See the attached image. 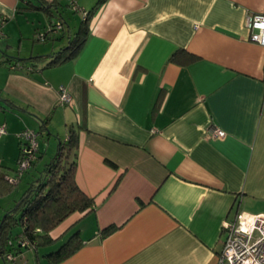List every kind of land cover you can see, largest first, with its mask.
Wrapping results in <instances>:
<instances>
[{
  "label": "crops",
  "instance_id": "crops-1",
  "mask_svg": "<svg viewBox=\"0 0 264 264\" xmlns=\"http://www.w3.org/2000/svg\"><path fill=\"white\" fill-rule=\"evenodd\" d=\"M55 1L35 9L45 23L62 17ZM26 2L0 0V174L14 172L23 129L65 140L72 128L75 181L95 203L50 231L82 239L56 264H218L221 222L264 213V46L245 24L264 0H101L79 52L53 65L61 47L35 44L39 26L24 43ZM60 30L52 39L66 45L74 32ZM178 49L198 59L171 61ZM39 153L38 142L35 163ZM15 189L0 195V217Z\"/></svg>",
  "mask_w": 264,
  "mask_h": 264
},
{
  "label": "trees",
  "instance_id": "trees-1",
  "mask_svg": "<svg viewBox=\"0 0 264 264\" xmlns=\"http://www.w3.org/2000/svg\"><path fill=\"white\" fill-rule=\"evenodd\" d=\"M38 2L35 5L27 0V8L38 9L47 14L51 6L59 5V2L55 0H38ZM100 3L101 0H98L90 10L83 12V18L78 29L72 35L67 36L66 45L49 55L51 59L46 65L61 63L74 57L79 52L85 40L87 23ZM54 19L61 20V22L64 20L61 16H57ZM47 35L51 34L45 32L44 41ZM56 36L58 35L52 33L50 37L56 38ZM37 39L40 40L39 38ZM197 59L198 56L183 49L174 51L170 56V60L179 65H188ZM5 100L12 107L16 106L7 98ZM46 121L47 119L40 120V129L45 128L47 130ZM77 148V131L69 128L68 137L65 140L58 139L57 150L54 156L39 171V174L28 182L27 187L22 191L20 197L14 201L13 205L7 208L1 215L0 257L3 260L15 261L17 255H21L27 250H32L37 258L40 245H51L57 241L56 238H52L49 234L53 228L73 212H85L94 208V199L82 191L75 181ZM36 158L31 166L35 165ZM109 163L114 166L113 163ZM5 175L0 174V195H5L10 192L17 183H9L4 178ZM115 184H117V181ZM17 228L19 230L15 232L14 229ZM115 228L116 225H108L103 228L100 231L101 238L112 232ZM81 244L82 239L79 233L77 231L71 233L57 247V250H53L47 254L51 257L49 264H56L66 259ZM6 254H11L12 258L7 259Z\"/></svg>",
  "mask_w": 264,
  "mask_h": 264
},
{
  "label": "built area",
  "instance_id": "built-area-1",
  "mask_svg": "<svg viewBox=\"0 0 264 264\" xmlns=\"http://www.w3.org/2000/svg\"><path fill=\"white\" fill-rule=\"evenodd\" d=\"M77 8L73 0L70 2ZM245 24L248 28V38L264 46V9L260 12L246 15ZM63 27V22L51 19L46 30L47 34L57 33ZM37 38H45V32H38ZM20 67L16 63L14 67ZM59 102H70V96L63 86L59 87ZM6 132L5 126L0 125V136ZM225 132L218 128H210L209 135L222 137ZM21 140L20 154L16 168L12 174L4 178L9 183H16L25 170L35 160L38 150V133L32 129H23L18 134ZM220 230L223 234V245L218 256V264H264V213H249L240 211L233 219H224ZM11 259V254H6Z\"/></svg>",
  "mask_w": 264,
  "mask_h": 264
},
{
  "label": "rangeland",
  "instance_id": "rangeland-1",
  "mask_svg": "<svg viewBox=\"0 0 264 264\" xmlns=\"http://www.w3.org/2000/svg\"><path fill=\"white\" fill-rule=\"evenodd\" d=\"M33 1L36 4L39 3L38 1L37 2L35 0ZM95 1L96 0H93V2H89L90 4H87V5H90V6H86V1L76 2L75 0V4L77 8H73L71 6L70 4L71 0L61 1L60 2L61 4L60 13L64 20H63V29H61L60 31L62 32L65 30L66 32L71 31V33H73L74 30L77 29L81 23V19L83 18V12L86 11L89 7H91L95 3ZM19 12H22V11H19ZM41 12L35 9H31L28 11L26 10L27 14H21V16L19 17L20 24L22 25L21 28L24 31L23 37H26L30 34L29 35L30 40L29 39L24 40L25 41L24 43H27L29 47L32 44L31 34H32L33 27L39 26L40 32L42 33L46 32L48 28L49 22H46V23L44 22L45 20ZM49 38L46 41H39V42L36 41L35 44H40V45L47 44L49 48L52 46V48L54 47V49H57L58 47H62L66 43L65 38L58 39V40H53L52 38L51 39ZM14 47L15 48L12 51L16 52L17 44H15ZM52 48H50V50ZM34 129L38 132L37 141L40 144V153H39L40 158L35 163V167H32L29 172L23 173L21 179L19 180V183L15 186L16 195L14 197V200L11 202L10 206L13 205L14 201H16L20 197V194L22 193V191L27 187L28 182L32 180L34 176H37L39 174V171L43 169V167L45 166L47 162L50 161V159L54 156L57 150L58 138H56L54 135L48 136L45 133H41L37 125L34 126ZM41 153L43 154L42 156H41ZM17 230H19V228L14 229L15 232ZM63 242L56 241L55 243H52L51 245H45V244L40 245L38 248L37 258L35 257V254L32 250L24 251L23 254L17 255L15 257V261L7 260V264H49V261H51V257H49L47 254L53 250L54 251L57 250V247ZM0 264H4L2 259H0Z\"/></svg>",
  "mask_w": 264,
  "mask_h": 264
}]
</instances>
